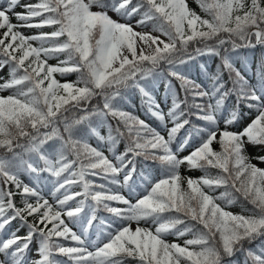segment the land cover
Returning a JSON list of instances; mask_svg holds the SVG:
<instances>
[{
	"label": "snow or ice",
	"instance_id": "obj_1",
	"mask_svg": "<svg viewBox=\"0 0 264 264\" xmlns=\"http://www.w3.org/2000/svg\"><path fill=\"white\" fill-rule=\"evenodd\" d=\"M196 2L0 0V264H264V0Z\"/></svg>",
	"mask_w": 264,
	"mask_h": 264
},
{
	"label": "trees",
	"instance_id": "obj_2",
	"mask_svg": "<svg viewBox=\"0 0 264 264\" xmlns=\"http://www.w3.org/2000/svg\"><path fill=\"white\" fill-rule=\"evenodd\" d=\"M22 2H25V3L26 2H36V0H22ZM187 2L189 4V7L190 8H192L193 10H195L197 13H199L202 16L204 15V13L201 12V10H200V8H199L196 0H187ZM16 11H23V9L22 8H17ZM13 22H15V21H13ZM23 31H24V33L26 35H31V34H35L37 31H40V30H37V29H23ZM43 31H51V29H47L46 28V29H43ZM240 51H241L242 54L243 53H246L249 59H253L254 57H257L258 58L261 55V52L264 51V49H261L259 46H257V48L254 49V50L241 49ZM199 59H200V62L201 63L207 62L210 67H213L214 68V65H213L212 61L209 60L207 57H201ZM241 59H243V55L241 56ZM49 63L56 64L57 61L55 59H52V60L49 61ZM216 63H219V61L217 60ZM197 71H198V66H197V68H194L192 70L191 75H192L193 78H195ZM0 76H2L4 79H7L8 78V68L7 67H5L4 69L0 70ZM57 78L60 79L61 82L74 81L76 79V74L75 73H72V74L67 75L66 77H59L57 75ZM169 79H171V78H169ZM0 82H2V81H0ZM173 83L176 84L177 86L179 84V82L178 81H175V80H173ZM0 94L7 95L8 93L7 92H4V93H0ZM154 94L158 98H162L164 96V86H163V83L157 85ZM126 110H129L133 114L139 116L141 119H144V120H146L149 123H152L151 117L148 116V114L146 113V111L144 110V108L142 106V102H141V99L139 97V94L133 95V96H131L129 98V100L127 101V104H126ZM247 122H250L248 120V118H246V120H245V123H247ZM233 130H238V129H235L234 128ZM93 143H95V142L93 141ZM123 148H124V145L121 144L119 146V150L122 151ZM106 154H107V152H106ZM187 154H188L187 151H185V152L181 153V156L187 155ZM247 155L250 158H252V163L256 164L260 168H264V163H260L258 160L255 159V157H257V156L264 155V146H256V147L248 146L247 147ZM146 164L148 166H150L152 164V162L149 161V162H146ZM143 167H145V165H138V172ZM213 171H215V170H213ZM152 175L154 177L158 175V173H157V171H156L155 168H152ZM181 175H184V176H192L193 178H196V177H200L202 175V173L199 170L188 171L186 168L182 167L181 168ZM22 179H24V181L27 183L29 178L27 176H24V177H22ZM113 187L114 188H118L119 186H113ZM219 191H222V189L221 190H217V193H216L217 195L219 194ZM122 194H124L126 197L128 196V191H127L126 188L122 190ZM17 200H19V198H17ZM234 205L241 206L240 204H234ZM234 205H232V206H234ZM114 206H116V205H114ZM118 206L124 207L123 205H118ZM249 207H250V205H249ZM97 216L99 218L106 219V218L109 217V214L106 213V212H104L101 209V210H99L97 212ZM96 223L98 224L99 221L97 220ZM132 226L133 227L134 226L136 227L135 224H133ZM19 234L20 235L26 234V230H21V232ZM252 246L258 248L259 241L255 242L254 245H252ZM239 259H240L241 264H242L244 257L241 256Z\"/></svg>",
	"mask_w": 264,
	"mask_h": 264
},
{
	"label": "rangeland",
	"instance_id": "obj_3",
	"mask_svg": "<svg viewBox=\"0 0 264 264\" xmlns=\"http://www.w3.org/2000/svg\"><path fill=\"white\" fill-rule=\"evenodd\" d=\"M111 15H113V18L116 19L118 17L115 16V14L113 13H110ZM132 23H135V18L133 19ZM141 29H137V31H140ZM148 29H145V31H147ZM158 35V33H156ZM230 211H232L233 213H240L241 212V206L239 205H234V206H231ZM133 227V226H132ZM135 228V226L133 227ZM169 239L173 240L174 238L173 237H169Z\"/></svg>",
	"mask_w": 264,
	"mask_h": 264
}]
</instances>
